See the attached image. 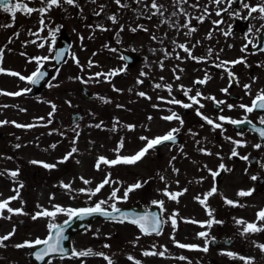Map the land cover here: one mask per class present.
Segmentation results:
<instances>
[{
  "label": "rangeland",
  "instance_id": "obj_1",
  "mask_svg": "<svg viewBox=\"0 0 264 264\" xmlns=\"http://www.w3.org/2000/svg\"><path fill=\"white\" fill-rule=\"evenodd\" d=\"M195 1L187 0V3L177 4L175 0H155L158 6H163L161 8L163 15L156 13V9L151 8L153 2L150 0H140L139 3L136 0H120L121 4H127V7H120L115 3V0H95V3L92 0H75V4L79 7L60 0L61 8L52 6L43 16L37 11L27 14L23 8L16 10L14 21L10 13L0 11V51H2L5 59L4 63L0 61V68L5 70V72L0 73V91L7 93L22 92L19 96L0 95V121L9 122L0 125V173H3L0 175V201L17 196V192L13 189H19V198L13 200L9 206L13 209L22 208L23 212L26 213V215H12L10 220L0 219L2 225L0 237L12 232L13 228L16 230L10 240L4 242L7 247H0V264L24 263L27 259L26 253L25 251L24 255L18 253L14 249L15 245L18 244L17 242L24 244L26 241L45 236L49 231L48 221L50 217L40 216L37 219L32 217L44 210L55 211L54 206L58 205L63 209H79L93 207L98 201H107V204L102 205V207L110 208L109 206L114 201L110 200L109 197L114 188L119 189L117 195L122 197L129 185L137 183L138 178H144L143 187L131 192L126 201L117 202L116 206L128 204L129 201L137 198H143L147 201L156 198L161 199L160 197L166 198L165 190L172 193L183 192V195L171 202L174 206L172 209L167 207L169 214L173 215L176 214V212L173 213L174 210L179 211L181 198L185 199L184 203L187 206H191L194 197L186 196H194L198 191H202L205 195L212 189L214 185L211 179L204 177L207 170L212 167L207 164L204 170L198 171L197 164L192 160L190 154L188 158H184L182 154L174 157L172 153L166 151L164 153L166 173L162 174L163 169L161 168V170L156 165L157 163L152 161V158H155L154 154H150L153 150L136 164L108 166L101 163L99 170L95 167L99 157H105L111 161L117 159V156L131 157L135 155L146 145V140L141 141V137L145 135L143 132L151 128L156 129L161 113L163 116L166 112L169 114L175 112L177 115L181 113V105L175 106L171 103H166L167 109L162 108L161 113L159 112L162 101L159 100L158 96L151 94V89L153 91L155 85L146 88L145 72L151 69L155 71L163 56L170 59L172 54L182 53L180 48L175 47L184 42L185 39L187 42L196 37L202 39L212 31V23L209 25L205 24V21L202 23L198 20L194 21L196 14L201 17V14L207 15L204 18L210 19L211 22L222 19L224 24L218 33H220L222 42L226 41L224 32L229 31V25L233 20L232 18L229 20L228 16L225 18L223 15L217 16L215 14L217 7L223 8L226 4L217 6L211 0H202L198 2L202 4L199 9L197 6L193 7L196 5ZM16 2L39 9L46 6L47 0L44 4L41 3V0H16ZM205 8H207V12H205ZM95 13H100V15L97 16ZM153 13L156 14L153 15ZM113 15L116 17L115 23L108 18ZM54 17L55 19H53ZM41 19H43V24H41ZM188 21L190 24L186 28L184 25ZM58 28L59 31H57ZM121 28H123L122 31ZM189 28H195L196 31L190 35H185ZM62 29L67 31L72 41L66 63L53 71L51 83L41 94L35 97H27L23 90L30 87L29 81L21 80L19 76H12L7 73L15 72L27 78L41 64L52 67L54 48ZM102 29H107V31ZM132 29H136V31H132ZM252 32L256 34V31ZM153 36L156 39H153ZM53 39H55L54 45H52ZM233 41L235 44L241 45L244 38L233 39ZM41 44L44 46L40 47ZM119 46L141 55L140 61L135 66H127L125 72L122 70L125 62L117 51ZM215 53L216 59L213 60L211 57L210 61H220L217 50ZM40 57H49V59L40 60L37 63L34 58ZM177 67H179L178 64ZM97 73L105 75L97 77ZM109 73L112 75H107ZM124 73L127 77L122 80L120 77ZM138 81H142V83H138ZM82 83H86L90 92L96 96L94 103L81 99ZM176 83L175 80L168 81L169 86H171V93L168 92L167 101L177 100L178 93L186 91V84L182 86ZM254 90H251V93ZM141 92L145 93V96L138 95ZM150 102L159 104L151 106ZM52 105L56 106L55 109ZM78 105L86 107L87 112L79 123L73 125L69 116L77 109ZM151 107L153 114L144 117V113ZM143 110L144 112H142ZM104 113H109V115ZM134 114L137 118L133 121ZM196 115L197 113L189 117L186 116L187 122L181 127L182 132L187 135L188 143H198L193 138L197 132L200 143L210 142L215 148L218 144L239 141L235 135L227 133V129L230 128L227 127L226 123L217 119L221 115L229 118L225 113L215 114V122L223 123V127H225L214 131V134L220 135L219 141H216L213 135L206 134L207 129L202 128V122ZM58 117L62 119V124L57 122ZM116 120H119L121 128L115 130L113 134L111 126ZM16 124L28 127H16ZM165 126L164 130L169 132L182 125L173 120L165 122ZM1 134H8L9 137L6 140H1ZM153 134L156 135L152 132V135L147 138L153 139ZM229 137L231 140L228 139ZM74 140L75 143H73ZM121 141L123 147H119ZM16 145H20V147L17 148ZM53 145L55 147H52ZM73 147L77 149V152L66 162L58 163ZM232 151L233 148L230 149V153ZM213 152L214 150L210 151L211 154ZM190 160L193 163H190ZM31 161L43 162L55 165V167L45 168L42 163L33 164ZM158 161L161 162L162 160L158 159ZM228 163L233 164L234 160H228ZM174 169L178 171H174ZM11 171H16L17 176H10L8 173ZM109 174L111 179L117 183L105 185L95 196H90V192ZM81 177L91 181V183H83ZM161 177L164 179L161 180ZM145 181L147 183H144ZM21 184L23 187H20ZM62 184H70L71 191L63 188ZM249 185L233 173L228 176L227 182L221 186L220 190L228 200L237 202L243 207H253L248 203L250 201L248 196L239 197L237 195L240 190H245ZM81 189L85 191L81 192ZM185 189L187 191H184ZM258 197L256 195V198ZM181 209L183 215H188L189 212L185 206ZM3 215L7 217L9 213L4 211ZM192 215L194 214L192 213ZM238 215L242 216V220L246 222L255 221L251 211L242 212ZM64 216H67L66 212H57L55 217L59 219ZM179 218L181 220L180 214ZM237 220H241V218L233 216L232 226H227V235L234 237L237 241V245L235 243L233 248L235 254L252 258L253 264H264V260H261L264 259V253L258 252L259 248H257L259 238H255V233L242 235L244 226L234 225ZM21 222L24 223L20 224ZM169 222V226H171V220ZM176 222V227H178L181 221L176 220ZM107 223L99 222L92 228L100 234L111 233V229L101 230V227H98ZM188 224L190 225L184 226L181 223L180 227H186L188 229L186 233L181 232V229L177 231V228L167 227L166 235L157 239L156 244L173 253L172 246L169 244L177 245L176 242L180 243L184 240L203 243L204 238L199 237L198 233L206 232L205 228L202 229L200 226L199 231H194V234H191L189 230L192 229L193 224ZM112 225L109 224L108 226H111L112 229L117 226ZM118 227L121 229L130 228L126 225ZM261 233L264 234V232ZM173 236L175 240H173ZM75 239L76 245L85 246L80 243L82 237ZM104 245L107 243L105 242ZM195 246L202 249L206 245L197 244ZM120 250L123 252L122 249ZM108 252L111 254V247ZM181 253L191 255V253L183 251L177 254L175 251V255ZM196 254L197 252L193 253V255ZM203 255L204 252L201 251L199 256L202 257ZM51 264L66 263L54 260ZM95 264H102V262H95ZM166 264L171 263L167 262ZM227 264H231L228 256ZM241 264H244V261Z\"/></svg>",
  "mask_w": 264,
  "mask_h": 264
},
{
  "label": "snow or ice",
  "instance_id": "obj_2",
  "mask_svg": "<svg viewBox=\"0 0 264 264\" xmlns=\"http://www.w3.org/2000/svg\"><path fill=\"white\" fill-rule=\"evenodd\" d=\"M65 3L69 4V5H75L76 7H79V5L75 4V0H64ZM93 3H95V0H92ZM137 3L140 2V0H136ZM175 2L177 4H181V3H187V0H175ZM211 2L217 6L221 5V4H226L225 7L223 8H219L217 7V10L215 12V14L217 16H221L224 13H227L228 15H230L231 17L235 18V19H243V20H251V19H261L264 20V0H258V3L253 6L249 3H245L244 0H238L240 6L242 9H247V15L246 16H241L240 12L237 10H231L232 9V4L236 3L237 0H211ZM41 3L44 4L45 0H41ZM115 3H117L120 7H127V4H121L120 0H115ZM52 6H57V7H61L62 5L60 4V0H47L46 6L45 7H41L39 9H34V8H30L27 7L26 5H21L18 2H15V0H0V11H3L5 13H10L12 16L13 21L15 20V13L16 10H20L21 8H23L27 14H31L34 11H37L39 13H41V15L43 16L46 11L50 10L52 8ZM163 6L162 5H157L155 0H153V3L151 4V8L156 9V13H159L160 15H163V12L161 11V8ZM193 7H196V5H193ZM101 8H103V6H101ZM181 11H183L181 9ZM205 12H207V8H205ZM156 13H153V15H155ZM254 13H259L260 15L258 17L253 16ZM95 15L99 16L100 13H95ZM173 15H176V13H173ZM187 15V14H186ZM210 15V13H209ZM110 20H112L114 23L116 22V17L110 16L108 17ZM195 19H197L199 22H203V17H195ZM166 22V21H165ZM224 21L221 20H217V21H213L214 24L219 25L222 24ZM41 24H43V19H41ZM190 24V21L186 22L184 27L188 28ZM231 28L232 25H229V31L224 32L225 36L231 35ZM261 28L264 29V24L261 25ZM104 31H107V29H102ZM123 30V28H121V31ZM57 31H59V28L57 29ZM132 31H136V29H132ZM146 31V29H145ZM196 31L195 28H189V31L187 33H185V35H190L192 32ZM258 32L260 31V29L257 30ZM248 32L251 33V28L248 29ZM54 36V34H53ZM211 38V33L209 34V37ZM82 39V38H81ZM153 39H156L155 36H153ZM246 39V43L245 45L242 47L241 51H246L248 49V45L252 44L253 48L255 49H259L260 51H264V45H261L259 43V38L257 40V43H253L252 40H249L247 38V35L245 36ZM173 43H175V41H173ZM55 44V39H53L52 41V45ZM44 45L41 44L40 47H43ZM177 47H179L180 49H182L188 57L197 60L198 62L201 61V58L198 57H194L192 56L191 50L187 47L186 44H179L177 45ZM51 48V46H50ZM112 51H115V49H112ZM166 51V50H165ZM211 49H209L208 51V55H211ZM60 55L62 56L63 54L60 53ZM124 60H129V57H121ZM180 57L177 55V59H179ZM37 60V63H39L40 60H48L49 57H40V58H34ZM0 61H2V51H0ZM78 63V61H77ZM91 64V61L89 62ZM239 63H246V61H244L243 59H238L235 61H223L221 62L220 65H217V67H224L228 64H239ZM127 68V64H125L124 69L125 70ZM226 71H228V75H229V79H230V87H231V82L235 81L238 82L237 77L235 76L234 73H232L230 70L226 69ZM5 72V70L3 68H0V73ZM7 74H10L12 76H19V78L21 80H28L33 86H37L40 84V82L45 78V76L47 75V73L42 72V71H37L35 73L32 74V76L30 77H23L20 76L18 73L15 72H8ZM100 75H105L103 73H97L96 76L99 77ZM107 75H112V73H109ZM143 75V73H142ZM176 79H179V77L177 76ZM210 79V77H205L203 80H197L195 81V83L197 84H204L207 82V80ZM253 82H255V77L252 78ZM138 83H142V81H138ZM50 87L52 85H49ZM156 88H160L161 85L157 84L155 85ZM244 88L247 90L246 94L251 95V85H244ZM24 92L30 91V89H25L23 90ZM168 91L169 93H171V86H168ZM191 90L188 89L184 92V95L188 97V99L191 101V103H182L179 100H169L167 101V103H171V104H178L181 105L183 108L188 109L191 108L193 105H198L197 108V115L201 116V118L208 124L211 125L214 129H222L223 128V123H216L213 119L203 116V114L199 111L200 108H203L204 105L200 103V99H198L197 97H200L201 99H208V100H212L215 104L216 107H219L221 104H225V101H216L215 97H203L202 94L200 92H197L196 96H189L188 93ZM222 92L227 93L228 89L224 88L221 89ZM22 92H16V93H7V92H3L0 91V95H15V96H19L21 95ZM138 95L140 96H145V93L141 92L138 93ZM106 103L108 101H105ZM53 109H55V105H52ZM227 107L229 109H232L234 107V105H227ZM239 108L243 109L245 112L247 113H252L253 111H259L261 113H264V89H260L257 93V95L253 98L252 100V104L249 105H245V104H240ZM51 115V114H50ZM163 119L167 120V121H172V120H178L180 122L181 125H183V120L175 113L173 112L171 115L166 116V117H162ZM151 119V118H150ZM219 121L221 122H227V123H231L232 125H236L237 127H239L241 124H248L251 126L252 130L256 131L259 136L261 138H264V129L261 128H257L255 125L252 124V121L244 119V120H235V119H230V118H226L224 116H219L217 118ZM9 123L8 121H0V125L3 124H7ZM15 123V122H12ZM259 124L264 125V115H261L260 119H259ZM16 127H28V126H24V125H19L16 124ZM97 127H99V125H97ZM131 127V126H129ZM179 129H172L170 130L168 133H166L163 136L160 137H156L153 138L151 140H149L147 137H141L142 140H146L147 143L145 145V147L143 149H141L139 152H137L135 155L131 156V157H119L117 156V159L115 160H111L109 161L107 158L105 157H99L98 161L95 165L96 169L99 170L101 163H103L104 165H108V166H114L117 164H136L137 162L141 161L149 152V150H154L156 147L166 143V142H172L175 143L176 142V134H178ZM238 135H243V133H238ZM229 140H231V138H228ZM73 143H75V140L73 141ZM232 143L235 145V147L233 148L232 151V156L236 157L239 156V153L236 151V148L238 147H245L246 144H244L242 141H232ZM17 148L20 147V145H16ZM52 147H55V145H53ZM119 147H123V142L121 141ZM253 147H255L256 149H260L262 147L261 144H256ZM202 152H205V154L207 155H211L210 152H206V150L201 149ZM77 152V149L75 147H73L71 149V151L65 155V157L61 160L58 161V163H63L66 162L74 153ZM240 159L243 160H248L249 157L248 156H241L239 157ZM78 162V161H77ZM31 163L36 164V163H42L43 167L45 168H54L55 165H50L47 163H43V162H38V161H31ZM174 171H178L175 170ZM224 171H230L229 169H227L223 164L219 165V169L217 171H213L211 172L213 179L215 181V178L217 176H219L221 174V172ZM10 176L15 177L17 176V172L16 171H11L8 173ZM0 175H3V173H0ZM83 183L85 184H89L91 183V181L88 180H84L83 177H81ZM164 178L161 177V180H163ZM252 180H257L256 176H252L251 177ZM113 183H117L116 181H113L111 179L110 174L108 176H106V178L99 184L97 185V187L92 190L90 192V196H95L97 193H99L101 191V189H103L105 187V185H111ZM144 183H147L146 181ZM178 183V182H177ZM63 188L71 191V185L70 184H62L61 185ZM20 187H23V185L21 184ZM141 187H143V184L141 182H137L133 185H129L125 191L122 197L118 196L117 193L119 192L118 188H114L113 191L111 192V195L109 197L110 200H113L114 202L109 206L111 208V211H108L106 208L102 207V205L107 204V201H98L93 207H86V208H81V209H63L60 206H54L55 211H48V210H44L40 213H37L35 216H33V219H37L40 216H44V217H50V218H54L57 214V212H66L67 216L69 217V219L64 221V224L67 225L69 224L72 220L74 219H83L87 216H92V215H102L105 218L113 221V222H118V223H131L133 225H136L140 231L144 234V235H151L153 233H155L156 235H160L161 231H162V225L164 223H166L165 220H163L162 216L160 214L157 213H152V212H146L144 214H136L133 217L129 218V216L122 212V210L120 208H118L116 206L117 202H121V201H126L129 194L137 189H140ZM13 191L17 192V196L14 197H9L7 200L5 201H0V219H11L12 215H26V213L23 212V209H13L11 208L9 205L11 204V202L15 199L19 198V189H13ZM81 192L85 191L84 189L80 190ZM184 191H187L186 189ZM255 190L254 189H249L247 191L245 190H240L237 195L239 197H247L253 194ZM183 192L180 193H169L165 190L164 195L168 196L170 199L172 200H177V197L180 195H183ZM218 194L217 193V188L214 185L212 187V189L209 190L208 193H206L204 195V198L201 199L200 197H196V199L201 203L202 206L205 207L207 215L211 218L209 221L204 222V224H202V226H206V227H211L213 224H220L222 223L221 221H217L215 220V218L213 217V211L212 209L209 208L208 204H207V200L209 197ZM153 205H157L161 208V210L163 211V201H152L151 202ZM225 203H227L228 205L231 206H235V207H239L242 205H239L237 202H234L232 200H228L227 198H225ZM4 211H7L9 213V215L7 217H5L3 215ZM175 215L177 214H173L172 217H170L171 220V224L172 227L175 229L177 222L175 219ZM259 221H264V210H261L257 213V222H246L244 220H237L236 223L238 225H243V232L242 235H247L249 233H257V232H264V227H258L257 223ZM48 229H49V234L48 236L41 240L39 238H37L35 241H26L24 244H18L15 245L16 248H24V247H28V248H33L36 246H40L43 245L44 247L39 248V250H37L36 252H34L32 255L34 256V258L37 261H41L43 262L45 260L46 257L54 254V253H58L61 254L60 258L63 259L64 256L66 255V249L63 246V241L67 239V237L64 235V227L62 225H58V224H54V223H49L48 224ZM15 228H13L12 232L4 235L3 237H0V247H7V245L4 243L5 241L10 240V238L15 234ZM199 237H204L206 239V242H214V238L209 237V234L207 232H200L198 233ZM173 240H175V237L173 236ZM177 246L180 248H198V246H194V245H184V244H180L178 242ZM105 247H108V245H105ZM257 247L260 248L261 252L264 253V245H257ZM201 250L203 252H207L208 251V247L205 246L202 249H198ZM160 255L163 256L164 252H160V253H156V252H149L146 251L143 253V255L148 256V255ZM224 255H227L230 258L233 259H239L241 261H244V264H253V260L252 258H245L243 256H237V254H234L232 252H227V253H223ZM71 255L73 257H87V256H92V255H100L103 256V253H94L91 249H87L84 251H75L73 250ZM106 260H108V264H112V261L110 260V258L108 257H104ZM129 260H133L134 258L129 256L128 257ZM179 259H186L185 257L181 256ZM48 264H51V261H48ZM136 264H140L139 261H136Z\"/></svg>",
  "mask_w": 264,
  "mask_h": 264
},
{
  "label": "flooded vegetation",
  "instance_id": "obj_3",
  "mask_svg": "<svg viewBox=\"0 0 264 264\" xmlns=\"http://www.w3.org/2000/svg\"><path fill=\"white\" fill-rule=\"evenodd\" d=\"M245 3H249L255 6L258 3V0H244ZM239 2H237L238 4ZM240 6V4H238ZM247 11V9H246ZM247 15V14H246ZM259 13H254L253 16L258 17ZM245 20L241 27H246L244 33L238 29L239 34L235 39L244 38V41L241 45H237L232 43V40H229V46H227V56H233V59H243L246 63H239L235 65H227L224 67H217L221 63L217 62H207L206 54L209 49L213 47L212 40H205L202 42L204 45V49L202 51L201 57L202 60L200 62H178L181 65V69L178 70L177 76H180V79H176L177 81H183L181 71L183 70L188 78L185 81L191 82L193 81V85L195 87L196 92H200L203 97H215L216 101H225V104H222L223 109L233 110L235 107H239L240 104L251 105L253 98L257 95L260 89H264V51L256 50L253 48L252 44L248 45V49L246 51H241L242 47L247 42L245 36L249 40H253L254 33L252 31H256L257 40L261 36L262 28L261 25L264 24V20L261 19H251L250 21ZM251 28V33L248 32V29ZM260 29L258 32L257 30ZM232 34V33H231ZM257 40L255 43H257ZM199 43L197 39L188 43V47L196 54H199ZM221 57V56H220ZM199 58V55H198ZM210 58V56H209ZM214 58V57H213ZM223 58V57H222ZM231 67H233L231 69ZM230 70L238 79V82L232 81L231 87L230 79L228 75V71ZM162 75L159 80L162 88L160 89L161 94L165 97L166 88H167V80H173L172 75L168 78L169 69L165 66L162 69ZM210 77L204 84H197L195 81L203 80L205 77ZM253 77H255V82H253ZM244 85H251L250 90H254L251 95L246 94V89ZM227 88L228 92L224 93L221 89ZM181 99H185V96L179 95ZM207 101V100H205ZM209 101V100H208ZM207 101V103H208ZM213 102V101H212ZM234 105L232 109H229L227 105ZM209 111V106L206 107ZM222 108V107H221ZM240 114L243 118L252 121L253 123L259 124V119L261 113L259 111H253L252 113H247L243 109L240 108ZM191 111V110H189ZM264 126V125H263ZM244 137L245 147H238L239 156L234 157L237 162V170H235L236 175H240V177L251 178L252 176H256L260 179L259 182H262L261 187L259 188V197L257 199V204L259 206L264 207V138H260L257 134L251 131L242 132ZM256 144H261L262 147L260 149H256L253 147ZM197 148H194V151H200L202 145L196 144ZM197 154H199L197 152ZM226 155V154H225ZM201 156V155H200ZM224 154H219V157H223ZM227 156V155H226ZM241 156H248V160L240 159ZM251 166V168H248ZM240 169V170H239ZM229 171L225 172V177L227 178ZM206 177L213 178L212 174H205ZM217 178V177H216ZM201 204V203H199ZM221 224L217 226L216 237L217 238H227V219L221 220ZM119 230H117L114 234L118 238ZM130 235V254L135 259L136 255H141L144 253V243L150 244V236H145L141 233L136 226L130 225L129 229ZM118 240V239H117ZM118 247L115 248V252H117ZM217 250L218 261L211 262V259L206 258L203 261V264H227V255L223 253H227V248L220 247Z\"/></svg>",
  "mask_w": 264,
  "mask_h": 264
},
{
  "label": "water",
  "instance_id": "obj_4",
  "mask_svg": "<svg viewBox=\"0 0 264 264\" xmlns=\"http://www.w3.org/2000/svg\"><path fill=\"white\" fill-rule=\"evenodd\" d=\"M65 37H66L65 35L62 36V38L60 39V43H59V45L57 47V53H56V58H55V61H56L57 65H60L64 61L65 56H66V53H67V50H68L69 44H68V42H67V40H66ZM60 53H62L63 55L61 56ZM42 72L47 73L45 70H42ZM46 78H47V75L45 76L44 79H46ZM43 80L40 82L39 85L35 86L36 87L35 90H33L31 93H36V92H38L43 87V84L45 83ZM90 217L91 218H93V217H95V218H101V217L105 218L104 216L99 215V214L92 215ZM76 222H77V219H74L72 221V223H76ZM78 229H79V227L78 228L71 229V230L68 229V231H69L68 235L70 236L73 231H76ZM67 244H69V243H67ZM42 247H44V246L43 245H40V246L33 247L32 248L33 249V253L36 252L37 250H39V248H42Z\"/></svg>",
  "mask_w": 264,
  "mask_h": 264
}]
</instances>
